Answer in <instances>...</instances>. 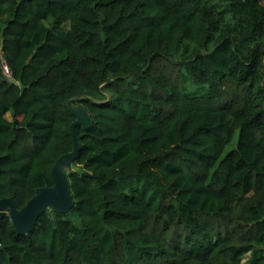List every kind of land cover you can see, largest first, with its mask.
Instances as JSON below:
<instances>
[{
    "label": "trees",
    "instance_id": "16d2710c",
    "mask_svg": "<svg viewBox=\"0 0 264 264\" xmlns=\"http://www.w3.org/2000/svg\"><path fill=\"white\" fill-rule=\"evenodd\" d=\"M76 99L75 207L0 264H264V0H0V201L54 186Z\"/></svg>",
    "mask_w": 264,
    "mask_h": 264
},
{
    "label": "water",
    "instance_id": "95a60500",
    "mask_svg": "<svg viewBox=\"0 0 264 264\" xmlns=\"http://www.w3.org/2000/svg\"><path fill=\"white\" fill-rule=\"evenodd\" d=\"M78 100L69 103V109L77 119L72 127L74 149L72 153L62 157L55 165L52 173L54 186L39 189L36 197L22 210L18 208L13 198L0 201V222L9 217L20 235H30L36 229L40 216L49 212L68 214L75 207L69 176L74 171V163L81 151L77 128L83 127L85 130H89L94 125L90 113L77 104Z\"/></svg>",
    "mask_w": 264,
    "mask_h": 264
},
{
    "label": "built area",
    "instance_id": "2783aa9c",
    "mask_svg": "<svg viewBox=\"0 0 264 264\" xmlns=\"http://www.w3.org/2000/svg\"><path fill=\"white\" fill-rule=\"evenodd\" d=\"M2 70L4 72V75L8 78V79H12V72L11 69L8 65V63L6 61L3 62L2 64Z\"/></svg>",
    "mask_w": 264,
    "mask_h": 264
},
{
    "label": "rangeland",
    "instance_id": "374dc122",
    "mask_svg": "<svg viewBox=\"0 0 264 264\" xmlns=\"http://www.w3.org/2000/svg\"><path fill=\"white\" fill-rule=\"evenodd\" d=\"M64 29H65V30H67V29H68V26H66ZM8 118H9V120H11V119H12L10 115L8 116ZM248 259H249V256H248V257H246V259H245V262H247V261H248Z\"/></svg>",
    "mask_w": 264,
    "mask_h": 264
}]
</instances>
